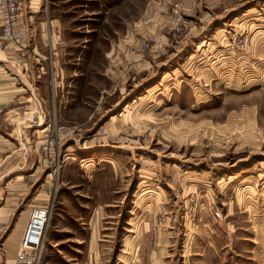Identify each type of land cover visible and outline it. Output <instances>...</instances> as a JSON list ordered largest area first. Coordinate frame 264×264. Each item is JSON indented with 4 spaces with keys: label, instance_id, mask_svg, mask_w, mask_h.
Masks as SVG:
<instances>
[{
    "label": "rangeland",
    "instance_id": "374dc122",
    "mask_svg": "<svg viewBox=\"0 0 264 264\" xmlns=\"http://www.w3.org/2000/svg\"><path fill=\"white\" fill-rule=\"evenodd\" d=\"M251 6L255 14H241ZM19 22L25 46H5L22 58L19 88L44 96L45 106L31 138L36 164L17 178L28 194L11 222L26 209L29 217L30 209L50 208L41 264L89 263V210L104 216L92 217L104 238L102 264L125 262L119 255L132 235L123 229L130 209L126 228L142 220L155 234L172 233L168 245L181 264H189L191 236L246 229L242 221L221 228L208 220L223 219L230 207L242 215L247 204L237 183L253 199L262 193L264 0H25ZM39 114L31 104L14 114V128L35 125ZM48 119L67 137L55 145L64 159L57 171L39 159ZM100 202L117 205L116 217L106 219L108 208L94 206ZM12 223L0 224L8 264L18 252L14 245V257L6 254ZM66 224L78 230L59 238Z\"/></svg>",
    "mask_w": 264,
    "mask_h": 264
},
{
    "label": "crops",
    "instance_id": "0c3cea01",
    "mask_svg": "<svg viewBox=\"0 0 264 264\" xmlns=\"http://www.w3.org/2000/svg\"><path fill=\"white\" fill-rule=\"evenodd\" d=\"M188 4L190 5V3ZM241 6H243V3ZM251 8L253 7L251 6L242 10L241 14L243 15L252 11L255 14V8ZM19 23L23 26L21 22ZM47 29L49 30V26ZM39 42L37 41L35 44L34 41V44L38 45ZM0 56V118L4 120L3 130L0 131V224L7 225L8 223H12L11 220L15 212L23 201V198L28 194L23 184H19L17 178L22 174H28L36 164L35 156L33 155L37 151V147L32 144L31 138L32 134L37 132L34 131V127L38 126L40 119L43 120V107L41 105L45 106V98L43 96L41 100H38L33 90H26L25 94L19 88L21 74L19 69L16 68L15 63L20 62L22 58L14 47L0 45ZM28 73L29 70L25 71L26 76ZM30 76L38 78L40 73L32 69ZM28 103L35 106L40 114L35 117V125L23 126L20 131H17L18 128H14V114L29 108L30 105H26ZM22 183H25V180ZM235 189L238 191L236 193H239V191L242 193V202L247 204L244 211L242 210V215L238 214L236 208L230 207L226 210H230L232 213L225 214L223 219L216 220L211 216L208 221L212 224H218L221 228L227 223L242 221L248 224L246 229L233 231L225 228L219 230L211 228L212 230L210 231L205 230L202 236H195L194 238L189 236V254L186 258L189 260V264H264V183L262 184L261 196L258 195L260 198L253 199L252 197L254 196H249V193H251L250 187L242 183L240 184V182L235 185ZM245 189L250 190L248 193L243 194ZM235 198L237 201V197ZM138 199L141 198L138 197ZM236 201L234 202L236 203ZM131 203L133 204V202ZM229 203L233 202L229 201L227 204ZM28 205L29 208L36 205L35 200L30 203L28 202ZM94 206L108 208L106 219L116 217L112 214L116 212L114 209L118 208L114 203L100 202V204ZM233 209L237 211V214L233 212ZM28 211L29 209H26L23 216L18 218L15 224L12 223L13 230L8 240L13 244L9 246L8 252H6L8 256L14 257V245H18L19 239L22 236L28 220ZM132 212L133 209L127 212L130 216L125 219L124 225L128 226L127 222L134 215ZM88 213L86 218L89 227L87 228L88 235L83 239H87L84 250L90 255L91 260L88 264H102L100 261H96V259L101 256V250L104 246L101 240L104 238H99V229L96 231L95 226L92 224V217L94 215L100 216L99 210L95 212L89 210ZM79 217V219H82V216ZM100 217L103 218L104 216ZM139 223V226L134 225L133 231L128 230L126 226L123 227L126 232L132 235L124 238L119 255V258L125 261L122 264H181L179 258L182 255L177 254V250L173 244L171 246L168 245V238L173 237L172 233L166 232L168 235H165V232L157 231L155 234L152 228L148 229V221L140 220ZM84 224L80 223V225ZM64 228L65 230H60L59 238L62 235L68 234L69 231L73 230L75 234L78 230L73 229L69 224H66ZM74 238L76 239L77 235L76 237L74 235ZM232 239L235 241L232 242ZM194 241L197 243L202 241L199 249L196 248V244L192 246ZM60 244L61 242H56L54 248H59L58 245ZM125 247L128 249H125ZM3 256V247L0 246V264H8V262L3 260Z\"/></svg>",
    "mask_w": 264,
    "mask_h": 264
},
{
    "label": "built area",
    "instance_id": "2783aa9c",
    "mask_svg": "<svg viewBox=\"0 0 264 264\" xmlns=\"http://www.w3.org/2000/svg\"><path fill=\"white\" fill-rule=\"evenodd\" d=\"M24 1L0 0V45H14L19 48L25 46L27 30L19 23ZM58 39L60 40V38ZM1 125L0 120V128ZM45 126L44 131L47 130V132H45L44 143L40 147L39 159L44 164L50 165V168L54 171H57L64 159L61 158L59 153L56 156L55 145L59 144L64 138L67 139V137L62 136L64 130L57 125L55 119H48ZM52 127L55 132L54 136L50 130ZM71 134L72 132L67 133L68 136H71ZM214 216L221 218L218 211L214 212ZM49 219L50 208L35 207L30 209L26 226L18 242V252L14 264H41ZM2 227L6 229V225Z\"/></svg>",
    "mask_w": 264,
    "mask_h": 264
}]
</instances>
